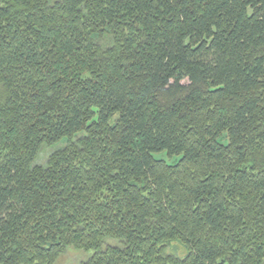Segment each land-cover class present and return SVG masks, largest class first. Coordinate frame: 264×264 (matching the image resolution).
I'll return each instance as SVG.
<instances>
[{"label": "trees", "instance_id": "trees-1", "mask_svg": "<svg viewBox=\"0 0 264 264\" xmlns=\"http://www.w3.org/2000/svg\"><path fill=\"white\" fill-rule=\"evenodd\" d=\"M70 248L264 264V0H0V264Z\"/></svg>", "mask_w": 264, "mask_h": 264}, {"label": "rangeland", "instance_id": "rangeland-1", "mask_svg": "<svg viewBox=\"0 0 264 264\" xmlns=\"http://www.w3.org/2000/svg\"><path fill=\"white\" fill-rule=\"evenodd\" d=\"M65 144H59L51 148L47 147L42 150L40 157L38 159V164H45L51 153L59 149L65 148ZM156 158L166 160L168 163H174L177 159H170L166 153L156 154ZM93 252H87L77 250V249H68V251L58 260L57 264H81L82 261L86 260L88 256H91Z\"/></svg>", "mask_w": 264, "mask_h": 264}]
</instances>
